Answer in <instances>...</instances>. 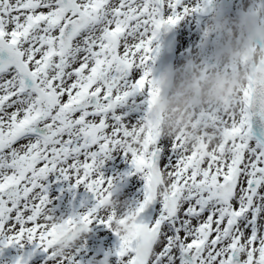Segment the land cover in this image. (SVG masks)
I'll use <instances>...</instances> for the list:
<instances>
[{
	"label": "snow or ice",
	"instance_id": "6c2138e0",
	"mask_svg": "<svg viewBox=\"0 0 264 264\" xmlns=\"http://www.w3.org/2000/svg\"><path fill=\"white\" fill-rule=\"evenodd\" d=\"M194 11L184 0H0V247L38 241L57 257L58 233L89 229L105 209L113 184L97 173L119 148L145 180L138 218L162 204L153 223L115 232L120 264H264V142H252L249 111L257 96L264 106V82L204 113L197 144L162 136L151 118L153 41ZM144 90L133 126L117 110ZM53 173L95 205L54 218ZM114 214L100 223L112 228Z\"/></svg>",
	"mask_w": 264,
	"mask_h": 264
},
{
	"label": "clouds",
	"instance_id": "9594fccd",
	"mask_svg": "<svg viewBox=\"0 0 264 264\" xmlns=\"http://www.w3.org/2000/svg\"><path fill=\"white\" fill-rule=\"evenodd\" d=\"M250 2L251 6L235 12L227 7L216 10L202 29L198 50L181 64L164 67L151 76L155 93L151 118L159 121L162 136H182L187 143H199L204 113L236 107L234 102L242 98L250 83L258 87L264 82V7L257 6L255 0ZM109 191L105 213L122 207L114 198V186ZM114 213V232L124 237L135 231L136 209L122 215ZM88 231L83 225L60 231L55 245L57 256L70 257L71 249Z\"/></svg>",
	"mask_w": 264,
	"mask_h": 264
},
{
	"label": "rangeland",
	"instance_id": "374dc122",
	"mask_svg": "<svg viewBox=\"0 0 264 264\" xmlns=\"http://www.w3.org/2000/svg\"><path fill=\"white\" fill-rule=\"evenodd\" d=\"M220 1L221 0H218V6H220ZM259 7H263V4H262V2L260 1V4L258 5ZM186 56V55H185ZM185 56H182V60L185 58ZM132 125L133 126H136L137 124L136 123H132ZM253 140V139H252ZM253 142V141H252ZM254 143V142H253ZM120 150L121 149H119V148H117V149H115L111 154H110V156L108 157V158H106V159H103V163H102V165H101V170L105 173V175H107V176H109V174H110V170L111 169H117V170H119V168H120V166H122L120 163H114V161H113V158L114 157H117L116 156V153H120ZM116 182H117V179H116ZM134 197V199L136 198V196H133ZM117 199H126V195L125 194H122V193H120L117 197H116ZM129 201H131L130 199H129ZM126 204H128V203H126ZM130 204V203H129ZM118 207V206H117ZM128 206H126V205H123V208H124V210L127 208ZM119 209V208H118ZM111 211V210H110ZM118 210H116V212H117ZM100 232V227L98 228V232H97V234ZM95 241H96V239H94V240H91V239H89L88 237H87V235L86 234H84L82 237H81V239H80V242H81V244L80 245H82V243L84 242V245L85 246H89L91 243H95ZM25 251H26V241H24V242H22L21 244H18V248L16 249V251L13 253V255H14V258H16V260L17 259H19V260H21L22 259V256H23V254L25 253ZM74 251H76V250H74V248H72L71 249V256H70V260H72L73 262H75L76 263V258H77V253L76 254H74Z\"/></svg>",
	"mask_w": 264,
	"mask_h": 264
},
{
	"label": "water",
	"instance_id": "95a60500",
	"mask_svg": "<svg viewBox=\"0 0 264 264\" xmlns=\"http://www.w3.org/2000/svg\"><path fill=\"white\" fill-rule=\"evenodd\" d=\"M262 107H263V106L261 105L260 97L257 96V100H256V102L254 103L255 113H256L257 115H261V114H262V110H261Z\"/></svg>",
	"mask_w": 264,
	"mask_h": 264
}]
</instances>
